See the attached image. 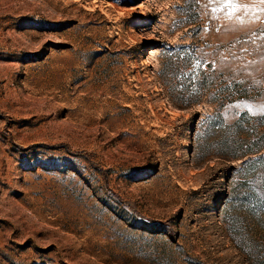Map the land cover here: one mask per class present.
I'll return each instance as SVG.
<instances>
[{"label":"rangeland","instance_id":"1","mask_svg":"<svg viewBox=\"0 0 264 264\" xmlns=\"http://www.w3.org/2000/svg\"><path fill=\"white\" fill-rule=\"evenodd\" d=\"M234 5L0 0V264H264V2Z\"/></svg>","mask_w":264,"mask_h":264},{"label":"snow or ice","instance_id":"2","mask_svg":"<svg viewBox=\"0 0 264 264\" xmlns=\"http://www.w3.org/2000/svg\"><path fill=\"white\" fill-rule=\"evenodd\" d=\"M264 2V0H262ZM225 3L227 6L232 7L233 11H235V5H234V0H225ZM215 11V9H213Z\"/></svg>","mask_w":264,"mask_h":264}]
</instances>
